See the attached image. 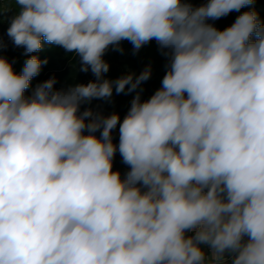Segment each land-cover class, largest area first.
I'll use <instances>...</instances> for the list:
<instances>
[{
  "label": "clouds",
  "instance_id": "clouds-1",
  "mask_svg": "<svg viewBox=\"0 0 264 264\" xmlns=\"http://www.w3.org/2000/svg\"><path fill=\"white\" fill-rule=\"evenodd\" d=\"M15 3V47L58 46L95 79L56 89L53 76L26 96L47 58L17 73L0 56V264H264V22H208L254 0ZM153 40L167 71L150 98V66L105 78L110 47ZM114 90L135 92L122 121L81 111Z\"/></svg>",
  "mask_w": 264,
  "mask_h": 264
},
{
  "label": "trees",
  "instance_id": "trees-1",
  "mask_svg": "<svg viewBox=\"0 0 264 264\" xmlns=\"http://www.w3.org/2000/svg\"><path fill=\"white\" fill-rule=\"evenodd\" d=\"M194 6H200L207 3V0H190ZM255 10L261 22H264V0H254V4L242 8L239 12H232L229 15L215 21H208L214 24L220 30L230 26L235 19L244 11ZM19 11L15 0H0V40L6 45L0 48V56L6 57L13 63L14 70L20 73L26 59L31 55H37L41 60L47 58L48 63L42 66L41 72L31 81L29 89L26 90L25 95H31L33 89L39 83L55 77L57 80L56 89H67L69 86H74L79 83H88L95 79L91 71L85 73L79 70V57L73 53L65 52L63 48L45 44L42 51L37 53L25 54L23 48H17L13 45L11 39L7 35V29L11 18ZM121 47L123 52L115 51L111 47L105 53L104 59L109 63L110 69L105 74L106 79L115 80L128 73L139 75L146 67H151L152 75L149 80L142 83L141 99L147 100L156 90L162 85L161 81L165 75L167 68V58L162 54L157 43L153 40L144 45L139 52L134 53L130 42L122 41ZM138 89L137 91H139ZM135 92L128 94L114 93L110 101L93 100L91 104L82 105L81 111L84 108L91 107L96 112H102L104 115L118 113L121 117L126 115L130 108L131 100ZM99 136V132L96 133ZM119 133L117 129L113 131V142L118 144ZM113 170L119 171L122 178L129 171V166L123 163L122 158L117 151L113 160Z\"/></svg>",
  "mask_w": 264,
  "mask_h": 264
},
{
  "label": "crops",
  "instance_id": "crops-1",
  "mask_svg": "<svg viewBox=\"0 0 264 264\" xmlns=\"http://www.w3.org/2000/svg\"><path fill=\"white\" fill-rule=\"evenodd\" d=\"M203 250L206 253V257L210 256V249L207 246H202ZM224 264H232V258L231 256L226 255Z\"/></svg>",
  "mask_w": 264,
  "mask_h": 264
},
{
  "label": "rangeland",
  "instance_id": "rangeland-1",
  "mask_svg": "<svg viewBox=\"0 0 264 264\" xmlns=\"http://www.w3.org/2000/svg\"><path fill=\"white\" fill-rule=\"evenodd\" d=\"M114 93H115V90H114V92H113V95H114Z\"/></svg>",
  "mask_w": 264,
  "mask_h": 264
}]
</instances>
